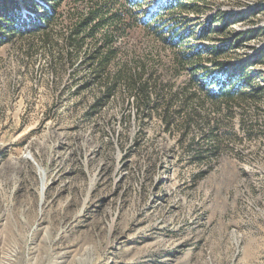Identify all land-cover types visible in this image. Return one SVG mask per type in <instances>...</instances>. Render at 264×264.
Returning <instances> with one entry per match:
<instances>
[{
  "label": "rangeland",
  "instance_id": "374dc122",
  "mask_svg": "<svg viewBox=\"0 0 264 264\" xmlns=\"http://www.w3.org/2000/svg\"><path fill=\"white\" fill-rule=\"evenodd\" d=\"M138 1L143 20L173 0ZM13 2L37 15L0 0V24ZM174 12L192 48L223 44L198 36L227 21L224 58L259 91L212 116L221 150L203 163L194 148L208 142L189 148L192 135L145 118L123 89L95 107L89 69H53L40 42L0 31V264H264V0ZM169 46L140 28L116 41L180 88L189 75Z\"/></svg>",
  "mask_w": 264,
  "mask_h": 264
},
{
  "label": "trees",
  "instance_id": "16d2710c",
  "mask_svg": "<svg viewBox=\"0 0 264 264\" xmlns=\"http://www.w3.org/2000/svg\"><path fill=\"white\" fill-rule=\"evenodd\" d=\"M30 1L25 6L37 15H20L22 7L13 2L17 10L5 8L2 33L40 42L53 69L57 65L76 72L89 69L91 80L86 84L92 82L100 91L95 107L101 108L105 105L102 101L115 99L118 89H123L127 103L136 106L139 114L145 113V118L158 116L167 131L177 127L186 139L192 135L187 142L189 148L200 145L196 140L208 142L206 148H194L196 162L203 163L221 150L216 144L222 127L212 116L231 109L229 106L238 99H253L259 93L249 86L245 71L229 65L224 58L229 48V39L220 37L226 33L224 19L219 22L223 23L221 28L211 22L198 36L200 41L223 44H199L195 48L185 44L189 33L179 26L186 19L174 11H195L198 2L206 0L165 1L143 20L137 14L143 5L138 0H51L49 6ZM65 5L69 6L66 13L60 11ZM137 28L170 45L175 73L187 72V84L175 88L166 73L158 74L146 60L116 47L118 37H128Z\"/></svg>",
  "mask_w": 264,
  "mask_h": 264
}]
</instances>
